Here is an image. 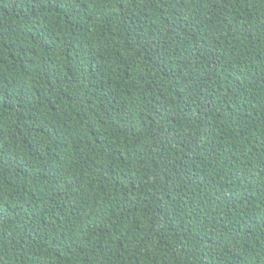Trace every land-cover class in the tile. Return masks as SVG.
<instances>
[{"label": "trees", "instance_id": "1", "mask_svg": "<svg viewBox=\"0 0 264 264\" xmlns=\"http://www.w3.org/2000/svg\"><path fill=\"white\" fill-rule=\"evenodd\" d=\"M0 264H264V0H0Z\"/></svg>", "mask_w": 264, "mask_h": 264}]
</instances>
